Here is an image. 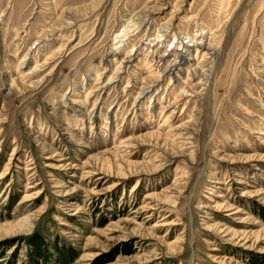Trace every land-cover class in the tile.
<instances>
[{"label": "rangeland", "instance_id": "1", "mask_svg": "<svg viewBox=\"0 0 264 264\" xmlns=\"http://www.w3.org/2000/svg\"><path fill=\"white\" fill-rule=\"evenodd\" d=\"M0 264H264V0H0Z\"/></svg>", "mask_w": 264, "mask_h": 264}]
</instances>
